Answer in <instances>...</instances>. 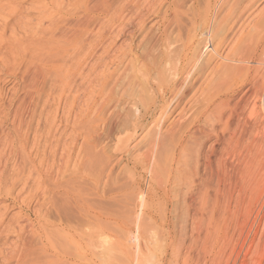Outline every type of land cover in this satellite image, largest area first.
Instances as JSON below:
<instances>
[{"label":"bare ground","instance_id":"obj_1","mask_svg":"<svg viewBox=\"0 0 264 264\" xmlns=\"http://www.w3.org/2000/svg\"><path fill=\"white\" fill-rule=\"evenodd\" d=\"M239 1L36 0L25 11L18 0H0V74L7 70L10 82L11 65L24 93L10 126L12 101L0 116V199L19 210L17 229L5 222L8 208L0 210V233L11 229L19 240L1 263L91 264L95 249L116 245L107 233L146 236L142 219L152 216V199L161 235L177 251L162 264L178 259L187 235L190 253L201 235L237 229V216L264 183V127L257 123V105L264 114V10L241 29ZM123 38L128 46L116 47ZM24 101L35 130L23 127ZM38 106L43 113L35 116ZM62 123L72 126L66 145ZM143 124L149 127L131 152L128 141ZM102 145L123 164L122 192L113 184L126 206L121 216L97 205L109 198L97 190L103 171L93 155ZM43 191L41 212L31 205ZM263 215L264 203L257 221Z\"/></svg>","mask_w":264,"mask_h":264},{"label":"rangeland","instance_id":"obj_2","mask_svg":"<svg viewBox=\"0 0 264 264\" xmlns=\"http://www.w3.org/2000/svg\"><path fill=\"white\" fill-rule=\"evenodd\" d=\"M18 1L20 2V6L22 8L21 10H25V11H31L32 10L31 4L36 2V0H27V1L18 0ZM171 1L172 0H169V2ZM238 8L240 10H245L244 17L241 20V22H244V25H245L241 28L243 29L244 27L252 26L257 21L258 16L264 10V0H240L238 4ZM224 14L225 13L223 11L222 14L219 16V20L223 18ZM150 27L153 28L152 21H149L146 24V30L148 31L149 30L148 28ZM136 42H137V38L136 40H134V42H132V44L136 45L137 44ZM129 43L130 41L127 38H123L120 41H118L116 47L125 48L126 46H128ZM218 43H219L218 40L214 42V44H218ZM228 49L229 47L226 44L221 46L219 49V54L224 55ZM10 63H11V60H10ZM219 63H220L219 59H216L215 61H213L212 66H216ZM11 69H12V66L10 65V82L8 83H5L9 80L8 76L6 75L8 74L7 70H5L2 74H0V105H1L0 111L2 112V115H0L1 117H3V114H4L3 108L9 105V101H12V105L10 108V117L5 121L7 123V126H10L11 124L12 112L16 110L17 104L19 102L18 100L19 99L23 100V96H24V93L20 87V84H18V82L11 77L12 76ZM39 92L41 93L42 91H39ZM250 94L251 92H249V94H247V96L243 99L242 105L245 103L247 104V102L250 101V96H249ZM240 97H241V94L239 93L234 97L233 100L235 101L236 99ZM40 99H42V97ZM76 102L77 101L75 100L74 103L76 104ZM24 103H25V107H23V111H22L23 127L25 129L29 127L31 130H35L36 121H29L30 120L29 115L31 114L30 109H32V107L29 105V103L25 101ZM59 109H60L59 110L60 113L62 112V110H64L63 100H62V103ZM17 110H19V108H17ZM41 110H42L41 107L39 106L36 107L35 116L42 115L43 112ZM257 115L260 116L259 118L260 120L257 119L255 122L259 120V122L257 123H259L261 127H264V114L262 112V108L260 104L257 105ZM71 118H73V115H71ZM42 125H43V118L40 123V126ZM148 127H149V124H143L142 126H140L138 130L136 131V133L133 134L132 139L128 141V149L131 150V152H133V148H134L133 146L135 145V142L139 140L140 135ZM71 128L72 126L70 124L67 125L65 123H62L60 125V128L58 129V134L60 135L61 141L63 142L64 145L68 144ZM78 135H81V134L78 133ZM32 139H33V135L30 134L28 138L29 142H31ZM79 141H81V138H79ZM95 151H94L95 156L93 155V158L94 157L98 158V154L99 152H101L100 158L95 159L96 161L101 160V162L99 163L96 162L95 170L103 171L102 178L100 181L101 183L97 185V190L98 192H101L103 189L104 190L106 189L107 193L109 194V198H106L103 201L102 200L97 201L98 204L97 203L95 204L99 205L102 209H108V210L114 211L117 214V216H121V213H124L125 207H126L122 203V200L119 199L121 196L120 193L122 192L121 179H122V174H123L122 173L123 164L118 163L117 155L108 157L107 151H105V145L97 147ZM106 157L109 158V160L103 162V160H105L104 158ZM12 172L14 171L10 165V167H7L5 175L9 177L12 175ZM262 181H264V179ZM113 184H115L116 187L119 186L121 188V189L119 188V190L117 191V192L121 191L120 193H118L119 195L116 192L117 188L116 187L114 188ZM260 184L263 185L264 183L261 182ZM105 185H108V186L105 188ZM262 185H260L261 189H260V186H258V195L254 197V199L257 200L256 201L257 203L254 201V199H252L253 202L251 201V205L252 203L255 202L253 204V207L251 205L250 206L246 205L241 211L243 215H246L248 212L249 213L246 216L241 215V213L237 216V220L235 224H237L236 228L238 230L236 229L233 233L227 232L228 234L223 233L221 235L218 234V236L210 235V237H204V238L201 235L202 237L200 236V238L197 240L198 243L196 241L194 249L192 248V250L190 251L191 254L186 248L190 242L189 241L190 239L188 238V235H187L184 241V245L186 247L182 248L179 251V257L176 261L174 260L175 259V257H173L174 255L172 256V262L170 264H264V228H263L264 215L259 219V221H257L258 219L256 216L257 212L259 211L260 205L264 203V185L263 186ZM110 186L112 187L108 188ZM28 187H31V182L29 183ZM18 190L19 188L18 189L16 188L14 193L16 194ZM141 191L142 193L146 192L145 189L143 188ZM44 193L46 194V192L43 191L37 195V198L32 202L31 208L33 207L38 208L41 212L45 211L46 207L42 206L43 205L42 199H43ZM48 195L49 193L46 194V196ZM258 196H261V197H258ZM21 199L23 200L24 197L20 198V200ZM157 203L158 202L153 199L146 200V204L152 216L149 217L147 215L142 219V222L147 227H150L149 228L150 230L147 232L145 237L138 238L135 235V232H132V234H128L127 236L123 235V233L119 231L109 232L106 235L107 237L106 241L113 242L116 245L113 247H110L107 253L102 252L99 249H95L91 264H162L160 261L165 256L168 257V255L170 254V257H171V254L173 252H177L176 250L171 251L172 241L168 239V236L166 234L163 236L161 235V232L158 227L159 223L157 220V216L155 215ZM134 205H135V202H130L129 207L132 208ZM5 207L8 208L5 222L10 223L11 229L13 228L17 229V226L15 224V219L19 215L18 206H12L8 201H6V199L2 198L0 199V210ZM246 207L247 209H251V210H248L247 213H246ZM248 207H251V208H248ZM172 212L174 211H172L171 206L169 204H166V212L164 213L165 218L172 219L173 217ZM69 215H67L66 217L70 218ZM31 219L35 220L33 216H31ZM251 225L253 226V228ZM11 229L0 233V255L6 252H9L8 255H11V253L15 251L18 245L17 244V242L19 241L17 239L18 237L14 233H11ZM242 229L243 231H241ZM128 237L131 238V241L130 239L129 241L132 243V246H130L129 248H126V243H127L126 241H128ZM202 241H203V244L205 243L204 247L201 244ZM1 260H3V258H1L0 256V264H3L1 263Z\"/></svg>","mask_w":264,"mask_h":264}]
</instances>
